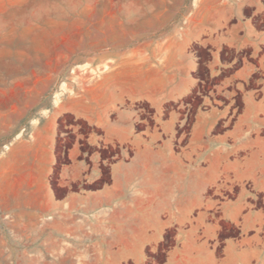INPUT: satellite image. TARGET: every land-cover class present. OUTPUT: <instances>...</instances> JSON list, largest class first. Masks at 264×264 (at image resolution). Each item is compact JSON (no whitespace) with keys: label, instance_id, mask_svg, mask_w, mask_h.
Masks as SVG:
<instances>
[{"label":"crops","instance_id":"0c3cea01","mask_svg":"<svg viewBox=\"0 0 264 264\" xmlns=\"http://www.w3.org/2000/svg\"><path fill=\"white\" fill-rule=\"evenodd\" d=\"M227 5L192 13L179 33L128 50L86 86L62 83L26 137L3 154L2 164L26 173L30 193L42 198L33 224L55 259L148 264L171 233L158 264H264V207L251 203L264 196V74L259 87L240 90L242 109L230 125L213 120L230 116L227 108L198 111L185 134L174 114L162 118L166 106H179L204 83L193 46L209 53L208 78L231 65L224 49L248 50L224 84L249 86L264 72L258 2L246 0L237 12ZM138 103L152 110V125L142 129ZM67 121L87 133L64 150ZM110 148L131 154L100 157ZM98 180L100 187H81ZM229 229L236 235H224Z\"/></svg>","mask_w":264,"mask_h":264},{"label":"rangeland","instance_id":"374dc122","mask_svg":"<svg viewBox=\"0 0 264 264\" xmlns=\"http://www.w3.org/2000/svg\"><path fill=\"white\" fill-rule=\"evenodd\" d=\"M247 1L258 2L261 28L264 0ZM240 3L246 0H0V159L14 140L26 137L30 123L51 106L62 83L69 88L86 86L92 77L114 68L128 50L161 43L179 33L193 23L192 13L224 4L237 12ZM242 8L243 15L250 12L248 5ZM232 22L228 20V24ZM192 50L199 57L197 75L204 83L179 106H166L162 116L174 114L184 134L200 110L227 108L230 116L220 115L213 120L218 125L232 124L242 109L240 90L259 87L257 83L264 74L260 70L258 81L236 88L222 82L248 50L224 49L222 60L231 65L211 78L205 68L207 49L193 46ZM135 109L144 119L138 129L152 125V110L146 103L136 104ZM258 124L264 126L263 115ZM62 130L65 135L59 145L64 150L81 144L77 136L87 133L84 126L71 121L63 123ZM118 153L128 155L131 150L110 148L100 157H116ZM26 176L0 161V264L77 263L55 259L52 246L44 244L43 232H37L32 215L43 208L42 198L30 193L34 182ZM103 183L98 180L81 187L96 188ZM251 203L254 209H262L264 196L253 195ZM224 235L235 236L236 231L229 229ZM166 238L160 250L171 241V233ZM160 250L150 255L148 264L162 261Z\"/></svg>","mask_w":264,"mask_h":264}]
</instances>
